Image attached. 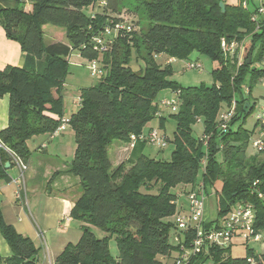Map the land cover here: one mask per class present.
<instances>
[{
    "label": "trees",
    "instance_id": "16d2710c",
    "mask_svg": "<svg viewBox=\"0 0 264 264\" xmlns=\"http://www.w3.org/2000/svg\"><path fill=\"white\" fill-rule=\"evenodd\" d=\"M97 1L0 0V27L25 54L22 67L8 65L0 70V99L9 97L8 125L0 131V141L25 163L31 156L27 142L52 134L65 116L62 90L71 54L76 52L86 61L102 58L105 71L95 86L81 89L79 108L70 117L76 150L65 173L79 178L80 195L70 216L83 223V233L76 245L65 247L55 264H163L162 257L180 251L179 244L170 243L172 232L181 235L172 222L179 212L176 200L188 192H172L180 185L191 186L189 191H198L202 185L205 195L216 197L218 215L206 227L219 223L237 204L250 203L257 215L255 229L264 233V201L259 199L264 194V158L246 156L260 124L251 133L244 128L255 109L247 94L264 78V20L259 28L252 21L257 0L249 8H243V0H137L132 9L109 0L108 10L92 18L91 8ZM27 5L31 11L25 10ZM140 12L146 22L141 21ZM122 13L135 17L138 30L115 37L105 53L95 50L94 39L109 18ZM47 26L59 28L48 31L56 40L49 45L44 35ZM222 40L239 46L232 55L226 54ZM193 52L217 63L212 86L184 88L170 80L169 63L161 67L155 62L163 54L187 59ZM133 55L144 62V69L133 70ZM163 90L180 92L181 104L173 115L171 160L149 157L144 153L147 144L138 142L130 158L113 167L109 147L114 141L128 144L132 135L146 133L147 125L159 116L156 97ZM234 102L235 113L222 131L219 116ZM198 120L204 123L207 145L193 135ZM240 120L244 122L238 125ZM8 163L14 166L11 156L0 150V181L7 183L11 181ZM91 226L108 236L97 238ZM0 232L12 253L0 264L39 263L41 248L7 224L1 208ZM113 237L117 257L109 249ZM190 239L188 234L185 246L189 247ZM231 250L232 246H208L189 264L209 260L249 264L248 259L255 256V250L246 249L245 257L233 258Z\"/></svg>",
    "mask_w": 264,
    "mask_h": 264
},
{
    "label": "rangeland",
    "instance_id": "374dc122",
    "mask_svg": "<svg viewBox=\"0 0 264 264\" xmlns=\"http://www.w3.org/2000/svg\"><path fill=\"white\" fill-rule=\"evenodd\" d=\"M122 3L121 6H124V8L127 9H132L136 6L138 3L137 0H118ZM26 11L31 10V6L27 5L25 7ZM142 10V8H141ZM139 17L141 18L142 22H146V17H143L141 15V12L139 14ZM50 29H59L55 28L53 26H47L45 29V43L47 45L52 44L56 42V40L48 34V31ZM62 30V29H60ZM59 30V31H60ZM6 35V34H5ZM59 38V36H58ZM64 41L66 42V38H64ZM15 42V41H13ZM2 57L6 53H1ZM2 59V58H1ZM102 62V58L99 60ZM155 62L157 65L161 67H165L168 63L172 67V75L170 77L171 81L176 82L178 85L184 87V88H189V87H198L202 83L207 84L208 86H212L214 84V77H213V71L214 69L217 68V63L212 61L208 56L199 54L197 52H193L191 56H189L187 59H177L170 57L168 55H160L158 57H155ZM191 62H198L202 65L201 69H187L188 63ZM131 67L133 68L134 71H139L140 69L145 68V64L142 60L137 61L135 56L133 55V60L131 63ZM99 82V78L95 77L91 74L90 70L88 69V62L86 60H83L82 58L79 57V55L76 52H73L71 54L70 62H69V67H68V74L65 82V88L62 90V96H63V101L66 107V119H69L71 115L77 111V108L74 105V102L77 101L79 97V93L81 89L83 88H89L92 86H95ZM246 94V90H244ZM250 97V102L252 105H254L255 109L250 115H248L247 119L245 120L244 123V128L248 132H252L258 121L256 119V116L262 112V109L264 108V78L261 80V82L255 84L252 87L251 93L247 94ZM163 100L167 101H178V105L180 106L181 102L178 99V96L171 90H163L160 91L156 97V102L159 103L160 107V113L158 117L154 118L145 128V132L147 133L151 128L158 130V132L162 135H165L169 140L170 143L166 145L164 149H160L158 146H152L148 145L145 146L144 153L148 155L151 158H155L158 160H163V161H170L171 160V155L174 150V145L171 143L173 141L174 133L176 130V122L173 118V115L177 112H172L171 109L165 108L163 106H160V102ZM7 99H0V128L2 126H5L7 124ZM231 108V107H230ZM229 108V109H230ZM164 119V121L162 120ZM243 120H240L238 125L243 124ZM238 125L236 127H238ZM193 130V135L196 136V138H202L204 136V131H205V126L202 121L195 122V124L192 127ZM264 127L259 125L258 128L256 129L254 135L252 136L249 145L246 150V156H259L260 158H264V153H260L256 148L253 147V142L255 140H259L263 138L264 134ZM66 133L68 135H72V146L74 147L76 145L75 137H74V130L70 124L67 125ZM117 143V141H114V144ZM31 146L33 145L32 142L29 143ZM70 142H68L66 145L69 146ZM113 144V145H114ZM112 146L110 148V155L112 156L111 153ZM109 155V156H110ZM65 158H62L63 162H66L67 164L70 162L67 160V156H64ZM111 158V157H110ZM112 160V158L110 159ZM65 163V164H66ZM43 171V170H42ZM42 171H40V176L42 175ZM16 171H13L12 173L14 174ZM28 174H26L27 177ZM201 173H199L198 176V181H201ZM70 182L75 183V181L78 183L79 178L70 176ZM42 182V180H41ZM63 182V180H62ZM64 185V183H62ZM72 183V184H73ZM74 185V184H73ZM66 186V185H65ZM64 186V187H65ZM79 186V187H78ZM184 186L180 185L177 188H175L172 192L180 194L182 191H184ZM188 190V189H186ZM155 192V191H154ZM71 195L73 196L74 199L78 198L80 195V185L75 184L74 187L71 188ZM184 198V197H183ZM30 200V198H29ZM181 200V199H179ZM206 206H207V219L209 221H214L218 215V204L216 201V197L214 196L213 193H210L209 195H206ZM3 218L7 224L6 219L9 218V220H18L19 218H22V214H18L16 212H13L12 209L9 210L7 217H4L3 211H2ZM71 221L69 222V227L67 230H59L57 229L54 234H44L45 240H46V245L48 247V252L50 250V254L52 255V248L51 245L54 244L56 249L59 247L63 248L65 250V247L68 245H76L80 238L82 237V229L81 226L83 223H81L79 220L71 217ZM175 218V217H174ZM172 218V222L175 224V219ZM36 219V218H35ZM38 223V221H37ZM11 225V224H10ZM13 226V225H11ZM92 232L95 234L97 238H104L108 236L107 233H104L103 230L100 228L91 226L90 227ZM170 243L173 247H177L179 244L178 241V233L172 232L170 235ZM234 245L232 246L231 250V257L233 258H243L246 255V247L242 243L240 239L234 240ZM251 247L255 250H257L260 253H264V248L257 244V243H252ZM44 251H45V247ZM109 249L110 253L113 257H117L119 254V250L117 247V243L115 240V237L110 239L109 241ZM62 250V249H61ZM49 253V252H48ZM178 255L177 251H173L172 256L170 258H161L163 264H174V258ZM206 264H213L212 260H209Z\"/></svg>",
    "mask_w": 264,
    "mask_h": 264
},
{
    "label": "built area",
    "instance_id": "2783aa9c",
    "mask_svg": "<svg viewBox=\"0 0 264 264\" xmlns=\"http://www.w3.org/2000/svg\"><path fill=\"white\" fill-rule=\"evenodd\" d=\"M237 2L239 0H236ZM251 1L253 0H243V8H249ZM109 0H98L94 6H92V18H95L96 15L102 14L108 10ZM255 14L252 16V21L258 26H261L260 23L264 20V0H257V7L255 9ZM135 17L133 15L122 13L118 15H113L109 18V23L105 26L102 33L94 39L95 50L105 53L109 51L111 45L114 44V38L119 35H129L138 30L134 22ZM239 46L236 42H233L231 45L227 44L222 40V49L226 54H233ZM241 52V51H240ZM80 57V55H79ZM71 56L68 58L70 62ZM81 58V57H80ZM88 62V69L91 74L95 77H102L105 73L100 61L90 60ZM264 66V60L262 62ZM201 69L202 65L198 62L188 63L187 69ZM246 94L249 92L248 87L245 89ZM177 96L180 95V92H174ZM80 105V97L77 100ZM178 101H167L163 100L160 102V106L169 108L172 112H176L179 108ZM235 113V102L228 111H224L219 116L220 128L222 131L228 129V123L231 120L232 116ZM256 119L258 123L264 127V108L260 112ZM200 121V120H198ZM70 123V119L65 117L61 118L60 125L57 129L51 134L52 137L60 135L66 130L67 125ZM264 134V132H263ZM202 141L204 145L208 144L209 137L203 136ZM146 143L152 146H158L160 149H164L169 142V139L158 132L156 129H151L147 133L141 135H132L130 142L128 143L129 147L133 149L138 143ZM253 147L256 148L259 152L264 150V136L259 140L253 142ZM0 150L7 152L12 160L14 165L18 168L19 175L15 178H11L12 183L15 185V197L19 204L28 207V194L25 185L26 173L28 171V165L12 152L8 147H6L0 141ZM203 166L206 165V161L203 160ZM1 190V187H0ZM187 200V211L178 212L175 215V225L180 231L181 235L178 236L180 251L178 256L174 260V264H189L190 258L195 255L202 253V251L208 246H214L218 248H229L233 246L234 240L240 239L245 245L246 249L255 250L251 247L252 243H257L264 248V233L255 229V222L257 215L255 214V207L250 203H240L233 207L232 211L224 217L219 223L214 224L213 226L206 227L207 220L205 218L206 210V195L201 185L198 188V191H188L185 193ZM178 198L175 202L179 206ZM259 199L264 201V194H259ZM70 218H63L58 224L61 228H65L66 224L69 222ZM191 235L189 247L184 245V239L187 235ZM39 238L42 241L43 247H45V256L44 261L51 264L49 253L46 251L48 247L46 245V240L44 233L39 231ZM249 264H264V253H260L255 250V256L248 259ZM42 264V263H38Z\"/></svg>",
    "mask_w": 264,
    "mask_h": 264
},
{
    "label": "crops",
    "instance_id": "0c3cea01",
    "mask_svg": "<svg viewBox=\"0 0 264 264\" xmlns=\"http://www.w3.org/2000/svg\"><path fill=\"white\" fill-rule=\"evenodd\" d=\"M231 2L237 3L236 0H231ZM5 34V30L0 27V70L8 65L22 67L24 65L23 62H25V54L21 51L20 45L16 42H13L12 40H9ZM1 53L6 54H4L2 57ZM65 87L66 86H64V88ZM2 99H7L6 104L8 107V115L9 97L5 96ZM74 105L77 109L79 108L78 101L74 102ZM64 117L66 118V115ZM7 125L8 118L7 124L5 126H2L0 128V131L5 129ZM30 142L33 143L32 146L29 144ZM68 142H70L69 146L66 145ZM113 144L111 145L112 156L110 155V152L109 155L112 158L111 162L113 167H117L130 158L131 152L134 148L131 149L128 144L120 141H117V143H115L114 145ZM27 145L29 147V150L31 151L30 159L28 160V162H26V164L28 165V171L26 174L28 175L25 180L28 194V207L25 208L17 202L15 197V185L12 183V181L8 183L6 181H0V208L1 211H3L5 218L7 217L10 209H12L13 212L18 213L19 215L22 214L23 217L19 218L16 221L9 220V218L6 220L9 224L13 225V227L19 233L29 237L38 248H41L42 251H40L41 255L39 262L42 264H48V262L43 260L45 251L42 245V241L39 238V231H42L44 234H54L57 229L67 230V228L69 227V222L71 221V210L74 207L75 202L79 198V196L76 199L73 198V196L71 195V188L74 187L75 184L80 185V182H70V175L65 173L69 163L67 164L66 162H63L62 158H65L64 156H67V160L71 162L74 158L76 145L74 147L72 146V135H68L66 133V130L55 137H52L51 134L36 136L33 139L29 140L27 142ZM111 146L109 147V151ZM8 169L11 178H15L19 175L18 168L15 165L13 167L10 165ZM13 171L16 172L13 174ZM40 171H42L41 176L39 173ZM61 182L64 183V185L61 184ZM184 188L185 191H189L191 189V186H184ZM179 198L181 199L178 201L179 211H187V200L185 194H180ZM68 217L70 218V220L66 224V227L61 228L58 223L63 218ZM205 218L208 222H210L207 219L206 210ZM61 247L56 249L54 244L51 245L53 251L52 253H54V258H52L50 250L48 251L51 264H55L56 258L62 253L63 248ZM10 256H12L11 249L0 232V261H3Z\"/></svg>",
    "mask_w": 264,
    "mask_h": 264
},
{
    "label": "water",
    "instance_id": "95a60500",
    "mask_svg": "<svg viewBox=\"0 0 264 264\" xmlns=\"http://www.w3.org/2000/svg\"><path fill=\"white\" fill-rule=\"evenodd\" d=\"M220 7L222 8L223 11L225 10V5L223 3H220ZM250 61H251V58L248 60V62H250ZM249 106H250V103L249 102L245 104L246 112L249 111V108H250ZM9 167H10V164L8 163L6 165V168L8 169Z\"/></svg>",
    "mask_w": 264,
    "mask_h": 264
}]
</instances>
